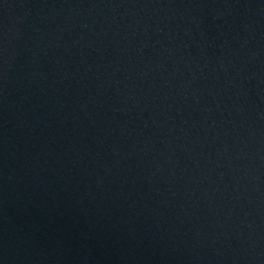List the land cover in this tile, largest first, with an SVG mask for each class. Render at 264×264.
Segmentation results:
<instances>
[{"label": "water", "instance_id": "obj_1", "mask_svg": "<svg viewBox=\"0 0 264 264\" xmlns=\"http://www.w3.org/2000/svg\"><path fill=\"white\" fill-rule=\"evenodd\" d=\"M0 264H264V0H0Z\"/></svg>", "mask_w": 264, "mask_h": 264}]
</instances>
